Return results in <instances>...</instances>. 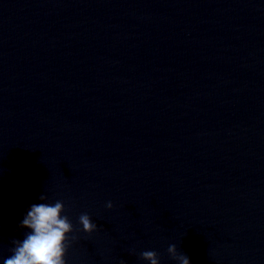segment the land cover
<instances>
[{
	"label": "water",
	"instance_id": "water-1",
	"mask_svg": "<svg viewBox=\"0 0 264 264\" xmlns=\"http://www.w3.org/2000/svg\"><path fill=\"white\" fill-rule=\"evenodd\" d=\"M42 194L66 264H264V0H0V264Z\"/></svg>",
	"mask_w": 264,
	"mask_h": 264
},
{
	"label": "clouds",
	"instance_id": "clouds-1",
	"mask_svg": "<svg viewBox=\"0 0 264 264\" xmlns=\"http://www.w3.org/2000/svg\"><path fill=\"white\" fill-rule=\"evenodd\" d=\"M48 197L40 195V203L32 204L23 217L19 227L27 229L24 238L11 241V255L3 259V264H66L65 256L70 243L76 239L69 234L74 232L73 225L65 215V204L57 200L54 203H45ZM106 207L111 209L113 204L107 202ZM82 231L91 234L98 230L97 224L92 222L87 213H82L78 218ZM172 259L179 264H190L186 254H178L176 245L167 249ZM130 254L135 255V249ZM140 259L149 264H160V259L155 251L146 250L139 253Z\"/></svg>",
	"mask_w": 264,
	"mask_h": 264
}]
</instances>
